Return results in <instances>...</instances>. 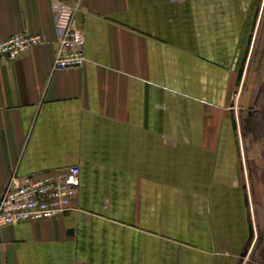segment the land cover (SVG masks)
<instances>
[{"label": "crops", "instance_id": "0c3cea01", "mask_svg": "<svg viewBox=\"0 0 264 264\" xmlns=\"http://www.w3.org/2000/svg\"><path fill=\"white\" fill-rule=\"evenodd\" d=\"M84 62L54 68L70 20ZM0 197L80 169L60 217L0 227V264H264V0H0ZM254 164H251V163Z\"/></svg>", "mask_w": 264, "mask_h": 264}, {"label": "built area", "instance_id": "2783aa9c", "mask_svg": "<svg viewBox=\"0 0 264 264\" xmlns=\"http://www.w3.org/2000/svg\"><path fill=\"white\" fill-rule=\"evenodd\" d=\"M84 41L82 29L70 18L58 41L54 68L82 65ZM41 42L40 35L27 32L0 39V64L16 59L22 51ZM79 174V167L70 165L61 171L25 176L10 183L0 197V227L63 215L77 193Z\"/></svg>", "mask_w": 264, "mask_h": 264}, {"label": "rangeland", "instance_id": "374dc122", "mask_svg": "<svg viewBox=\"0 0 264 264\" xmlns=\"http://www.w3.org/2000/svg\"><path fill=\"white\" fill-rule=\"evenodd\" d=\"M242 137L248 139L249 145L245 146V148H248V153L250 154H258L262 156V160L260 161L262 174H261V180L264 183V139L262 140L260 137V131L252 130V129H245L242 130ZM251 164H254L253 162Z\"/></svg>", "mask_w": 264, "mask_h": 264}]
</instances>
